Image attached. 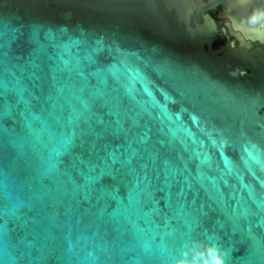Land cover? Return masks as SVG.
Returning a JSON list of instances; mask_svg holds the SVG:
<instances>
[{
	"label": "water",
	"instance_id": "water-1",
	"mask_svg": "<svg viewBox=\"0 0 264 264\" xmlns=\"http://www.w3.org/2000/svg\"><path fill=\"white\" fill-rule=\"evenodd\" d=\"M0 264H264V0H0Z\"/></svg>",
	"mask_w": 264,
	"mask_h": 264
},
{
	"label": "snow or ice",
	"instance_id": "snow-or-ice-1",
	"mask_svg": "<svg viewBox=\"0 0 264 264\" xmlns=\"http://www.w3.org/2000/svg\"><path fill=\"white\" fill-rule=\"evenodd\" d=\"M113 173H109L107 171L101 170V172L98 175H91L90 177V188H91V192L94 193L95 191H97L96 188V184H98L100 182V179L104 176V175H112ZM120 175L119 172H117L114 176V179L117 178Z\"/></svg>",
	"mask_w": 264,
	"mask_h": 264
}]
</instances>
